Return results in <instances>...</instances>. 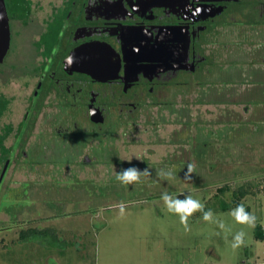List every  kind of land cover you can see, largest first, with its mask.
<instances>
[{"label": "rangeland", "instance_id": "obj_1", "mask_svg": "<svg viewBox=\"0 0 264 264\" xmlns=\"http://www.w3.org/2000/svg\"><path fill=\"white\" fill-rule=\"evenodd\" d=\"M25 1L30 5L33 22L28 25L14 22L7 62L0 66V91L11 100L7 115L1 121L12 122L10 119H13V124L20 116V107L32 79H29L31 85H27L21 71L17 74L8 65L17 59H31L29 49L30 42L37 38L36 21L46 14L58 13L55 4L60 0ZM252 2L255 1L250 0ZM233 3L229 9L241 6ZM239 15L247 17L248 14H232L235 18ZM214 19L209 28L214 38L227 33L229 22H225L221 14H216ZM235 22L233 25L240 26L242 21ZM58 48L59 56L65 57L68 52ZM240 57L236 55L234 59L240 63ZM241 70L243 68L232 65L231 79H222L223 75L217 74L207 81L215 83L212 88H209L211 84L208 87L195 85L183 91V97L169 95L168 102L174 111L170 110L171 106L168 110L152 108L150 115L154 122L153 117L162 115L161 123L158 121L162 136L154 133L152 141L161 138L168 145L161 152L163 158L145 168L150 175H141L139 182L124 185L116 179L117 172L110 178L90 175L93 177L74 183L58 178L50 183V179L42 178L36 190L41 196L37 193L35 196V190L28 193L25 181L18 186L14 183L19 178L15 171L12 178L7 181L4 178L0 184V264H264V242L254 236L257 225L264 229V192L258 191L242 201L248 212L256 216L254 227L236 222L231 215L236 208L219 209L218 199L213 195L221 185L236 186L264 177V78L255 85L260 89L254 90H260L262 95L253 92L244 101L239 96L245 92H240L243 87H239ZM205 89L212 97V90L219 96L225 90L232 103L244 102L242 105L249 109L246 114L241 106L229 114L223 113L224 104L213 106L202 102L208 96L202 92ZM235 106L227 103V107ZM175 138L180 142H174ZM10 140L11 136L6 144ZM137 145L127 147L125 156L141 152L143 147ZM189 163L195 165L190 179L185 177ZM145 169L137 170L143 173ZM169 170L170 178L160 175L161 171ZM262 186L260 184V189ZM163 193L181 200L191 195L204 205L188 218L189 230H185L179 215L167 210L161 198ZM209 211L213 222L203 219L204 212ZM28 226L52 229L43 237L17 239L18 231ZM240 230L246 233L245 243L233 249V237Z\"/></svg>", "mask_w": 264, "mask_h": 264}, {"label": "flooded vegetation", "instance_id": "obj_2", "mask_svg": "<svg viewBox=\"0 0 264 264\" xmlns=\"http://www.w3.org/2000/svg\"><path fill=\"white\" fill-rule=\"evenodd\" d=\"M101 1L60 0L55 4L58 13L46 14L36 21L37 38L30 42L29 49L31 59H17L8 65L17 74L21 71V78H25L27 85H31L29 79H32V85L15 124L13 119H10L12 122L1 121L7 115L11 100L0 91V100L6 102L0 105V184L4 178L6 181L12 178L15 171V176L19 177L14 182L17 186L25 181L28 193L35 190V196L36 193L41 196L36 190L42 178L50 179V183L57 178L74 183L93 177L90 175L110 178L131 164L145 169L163 158L161 152L168 145L161 138L152 141L154 133L162 136L158 124L162 115L153 117L154 122L150 112L158 107L168 110L169 106L174 111L168 102L169 95L183 97V91L195 85L208 87L211 84L209 88H212L215 83L207 81L217 74H222V79H231L232 65L243 68L239 87H243L240 92H245H239V96L244 101L255 89H260L255 85L264 81V74H260L264 71V0H252L255 1L252 3L234 0L236 5H241L234 9H229L233 2H215L216 6L205 12L192 9L201 3L200 0H145L147 5L144 6L136 4L139 0H121L123 7L117 12L104 10ZM214 12L229 22L227 33L217 34L215 38L209 29L216 21V15L210 16ZM232 14L248 15L235 18ZM30 15L8 14L11 37L14 22L28 25L33 22ZM240 20V26L233 25V21ZM162 25H178L189 34L190 50L184 64L157 71L139 62L128 63L122 48L126 49L127 42L135 40L137 35L127 38L121 34L123 30L145 28L152 37ZM94 42L110 45L116 54L113 60L118 62L111 76L92 75L65 63L74 49ZM141 42L145 45L146 39ZM10 44L0 66L7 62ZM58 47L68 52L65 57L59 56ZM236 55L242 57L240 63L234 59ZM132 63L135 67L130 66ZM206 89L202 92L208 96L202 102L213 106L224 104L223 113L239 110V106L244 114L249 109L242 105L244 102L232 103L225 90L222 96L212 90V97ZM262 93L260 90L254 92L258 96ZM228 102L237 107H227ZM136 145L143 150L136 156L134 153L125 156L126 148Z\"/></svg>", "mask_w": 264, "mask_h": 264}, {"label": "water", "instance_id": "obj_3", "mask_svg": "<svg viewBox=\"0 0 264 264\" xmlns=\"http://www.w3.org/2000/svg\"><path fill=\"white\" fill-rule=\"evenodd\" d=\"M222 1L225 0H200L199 2L201 3L199 5L195 4L194 6L196 7L192 9L198 12H205L212 10L213 7L211 6H216L215 2L221 3ZM101 2H103L104 10H116L117 12V10H122L123 7L121 0H102ZM136 4L144 6L145 4L147 5V1L139 0ZM213 15H216L215 12L210 14V16ZM121 34L127 38L133 35H137V38H140L138 42H136L137 38L132 42L128 41L129 46L126 49L122 48L123 57L128 63L139 62L144 67L159 71L164 67H178L180 63L184 64L187 60L190 50L189 34L183 27L178 25H162L155 30V34L152 37L147 29L144 28L142 30L135 27L126 28ZM10 38V25L5 0H0V63L3 62L9 49ZM144 38L146 39L145 45L141 42V40H145ZM115 56L116 54L110 45L94 42L74 49L66 58L65 63L92 75L107 74L111 76L112 71H115L116 68L115 62H118V60H113ZM92 63L94 64L92 70L84 67ZM130 66L135 67L133 63Z\"/></svg>", "mask_w": 264, "mask_h": 264}, {"label": "clouds", "instance_id": "obj_4", "mask_svg": "<svg viewBox=\"0 0 264 264\" xmlns=\"http://www.w3.org/2000/svg\"><path fill=\"white\" fill-rule=\"evenodd\" d=\"M195 165L189 163L187 165V172L185 173V177L190 179L191 173L194 171ZM141 175H150L147 169L144 170L143 173L139 172L135 167H129L126 170H122L118 172L116 175V179L124 185L132 184L140 181ZM160 175L162 177H171L172 172L169 170L168 172L161 171ZM162 200L164 201L167 210L171 213L177 214L180 217L181 224L184 225L185 230L188 229V218L193 215L196 211H200L204 208V205L197 199H194L191 195H188L184 199L173 198L169 196L167 193L162 194ZM123 207H121V214H123ZM231 215L234 217L237 223L247 224L251 227L255 226L256 216L252 213L245 211V207L243 204L237 205L236 209L231 212ZM203 219L206 222H213L211 219V212H204ZM221 228L224 227L223 224L220 225ZM245 235L246 233L243 230H240L235 233L233 237L232 247L233 249L239 248L245 243Z\"/></svg>", "mask_w": 264, "mask_h": 264}, {"label": "trees", "instance_id": "obj_5", "mask_svg": "<svg viewBox=\"0 0 264 264\" xmlns=\"http://www.w3.org/2000/svg\"><path fill=\"white\" fill-rule=\"evenodd\" d=\"M5 5L8 14H13L17 16V14H29L30 13V5L25 0H5ZM5 101L0 100V105L4 104ZM262 180H258L255 182L244 181L239 185L231 186L230 184H224L218 187L213 194L218 199L219 209L227 210L236 208L237 205L242 204L244 198L246 196H251L258 191L264 192V177L260 178ZM260 184L262 188L260 189ZM244 205V204H243ZM245 211L248 212V208L244 205ZM52 229L48 226L44 228H36L35 226H28L25 229L21 228L18 231L17 239H26L30 238L31 236H40L43 237L46 234H49V230ZM254 236L256 239L261 240L264 242V229L257 225L254 229Z\"/></svg>", "mask_w": 264, "mask_h": 264}, {"label": "bare ground", "instance_id": "obj_6", "mask_svg": "<svg viewBox=\"0 0 264 264\" xmlns=\"http://www.w3.org/2000/svg\"><path fill=\"white\" fill-rule=\"evenodd\" d=\"M82 66H84V65H82ZM93 66H94V64L92 63V64H87V65H85L84 67H85L86 69L92 70Z\"/></svg>", "mask_w": 264, "mask_h": 264}]
</instances>
